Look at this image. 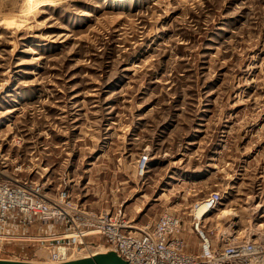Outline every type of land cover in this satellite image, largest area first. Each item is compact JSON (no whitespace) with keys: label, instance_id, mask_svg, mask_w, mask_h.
Masks as SVG:
<instances>
[{"label":"rangeland","instance_id":"374dc122","mask_svg":"<svg viewBox=\"0 0 264 264\" xmlns=\"http://www.w3.org/2000/svg\"><path fill=\"white\" fill-rule=\"evenodd\" d=\"M54 3L0 0V145L11 123L25 139L11 158L45 143L51 179L72 160L69 177L95 209L110 207L116 186L131 201L145 184L127 211L142 223L222 189L209 227L264 238V0ZM144 148L153 160L142 175ZM181 177L202 183L153 203Z\"/></svg>","mask_w":264,"mask_h":264},{"label":"built area","instance_id":"2783aa9c","mask_svg":"<svg viewBox=\"0 0 264 264\" xmlns=\"http://www.w3.org/2000/svg\"><path fill=\"white\" fill-rule=\"evenodd\" d=\"M13 124L8 125L11 132L0 145V258L40 261L47 257L49 262L59 263L105 252L104 248L116 251L132 264H264V238L254 239L229 228L209 227L211 217L223 203L222 189L195 199L187 212L167 210L146 223L136 221L123 209L122 203L131 198L122 196L124 187L122 192L120 186L111 191L107 201L110 207L91 208L88 199H84L88 196L83 192L87 186L80 190L69 177L68 162H64V174H67L63 181L61 176L59 184L51 179L54 165L47 163L50 152L45 143L29 145L25 150L20 147V153L11 158L13 145L25 143ZM111 143L101 148L99 156L108 152ZM215 153L219 155L218 148ZM34 155L36 160L41 159L38 165L33 163ZM18 157H30L29 164ZM98 159L93 157L90 163ZM151 160V151L144 148L137 160L142 175L151 170ZM247 165L248 161L238 171L248 169ZM121 168L117 167L118 172ZM23 173L29 175H20ZM184 183L196 185L202 181H176L163 187L165 193H157L153 203ZM130 194L145 198V184ZM185 233L197 236L195 250H187Z\"/></svg>","mask_w":264,"mask_h":264},{"label":"water","instance_id":"95a60500","mask_svg":"<svg viewBox=\"0 0 264 264\" xmlns=\"http://www.w3.org/2000/svg\"><path fill=\"white\" fill-rule=\"evenodd\" d=\"M0 264H132V263L124 259L116 251L108 250L105 252H99L92 256L72 259L59 263L34 262V261L0 258Z\"/></svg>","mask_w":264,"mask_h":264},{"label":"crops","instance_id":"0c3cea01","mask_svg":"<svg viewBox=\"0 0 264 264\" xmlns=\"http://www.w3.org/2000/svg\"><path fill=\"white\" fill-rule=\"evenodd\" d=\"M97 154V155H96ZM94 156L95 157H98V158H100V156H99V153H96ZM71 166H72V160H70L69 161V165H68V169H70L71 168ZM215 169H213V171H214ZM55 171V170H54ZM180 180H184L182 177L179 179V181ZM88 182H89V179H88ZM109 196H112L111 195V193L109 194ZM123 209L127 212L128 211V208L130 207V206H136L138 203H137V197L135 196L133 199H131V201H124L123 203ZM107 205H109V203H107ZM134 206V207H135ZM134 207H132L133 209H134ZM135 210V209H134ZM147 213V212H146ZM192 245H187V250H189V251H193L194 249H195V247L193 246V247H191Z\"/></svg>","mask_w":264,"mask_h":264},{"label":"bare ground","instance_id":"6f19581e","mask_svg":"<svg viewBox=\"0 0 264 264\" xmlns=\"http://www.w3.org/2000/svg\"><path fill=\"white\" fill-rule=\"evenodd\" d=\"M55 3H54V0H38V5L39 6H47V5H51L53 6ZM102 251H106L104 248ZM82 258V257H81ZM78 259V258H76ZM72 260V259H71ZM34 262H46V263H52V262H49V260L47 259V257L44 258V260H40V261H34Z\"/></svg>","mask_w":264,"mask_h":264}]
</instances>
